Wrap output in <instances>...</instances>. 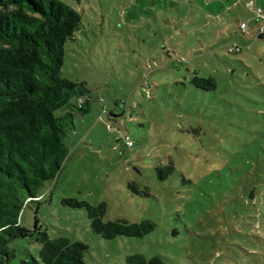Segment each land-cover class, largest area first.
<instances>
[{
  "label": "rangeland",
  "instance_id": "374dc122",
  "mask_svg": "<svg viewBox=\"0 0 264 264\" xmlns=\"http://www.w3.org/2000/svg\"><path fill=\"white\" fill-rule=\"evenodd\" d=\"M61 1L81 14L62 73L85 83L89 112L75 117L62 170L23 209L21 226L35 231L38 221L51 239L85 244L86 264H134L137 255L264 264V232L253 228L246 199L264 188V39L254 14L264 0ZM170 165L162 179L158 169ZM69 200L106 204V223L156 226L142 238L108 240ZM253 236L257 260L247 254ZM33 239L13 241V264L38 258Z\"/></svg>",
  "mask_w": 264,
  "mask_h": 264
},
{
  "label": "trees",
  "instance_id": "16d2710c",
  "mask_svg": "<svg viewBox=\"0 0 264 264\" xmlns=\"http://www.w3.org/2000/svg\"><path fill=\"white\" fill-rule=\"evenodd\" d=\"M255 23L258 29L261 20L255 17ZM80 26L81 14L61 0H0V264L14 263L18 250L12 243L25 238H34L40 245L38 258L29 255L18 264H86L85 244L65 237L51 239L38 221L35 231L20 224L23 209L38 200L45 183L53 182L62 170L68 156L64 138L74 128L75 117L89 112L85 83L62 73L66 43ZM257 36L264 39V32ZM193 83L215 88L212 79L196 78ZM74 98L77 105L71 102ZM173 170L170 165L158 172L164 179ZM246 199L255 210L253 228L264 232V188L254 199ZM67 204L86 207L93 232L108 240L142 238L156 226L150 221L106 223V204L93 207L70 200ZM258 239L247 240L251 245L247 254L255 260L261 256L256 253ZM129 261L162 264L160 259L148 261L141 255Z\"/></svg>",
  "mask_w": 264,
  "mask_h": 264
},
{
  "label": "built area",
  "instance_id": "2783aa9c",
  "mask_svg": "<svg viewBox=\"0 0 264 264\" xmlns=\"http://www.w3.org/2000/svg\"><path fill=\"white\" fill-rule=\"evenodd\" d=\"M248 7L250 8H254V4L253 3H250L248 4ZM255 17H257L258 19L261 20V25L259 26V28L257 29V33L260 34V33H263L264 32V18L262 19L261 17H263L264 15V12L261 10V9H256L255 12ZM240 30L242 32H246L248 30V23L247 22H243L241 23L240 25ZM234 52L236 49H232ZM123 140L125 141V143L128 145V146H132L133 145V142L131 141L130 137L129 136H125L123 138Z\"/></svg>",
  "mask_w": 264,
  "mask_h": 264
},
{
  "label": "water",
  "instance_id": "95a60500",
  "mask_svg": "<svg viewBox=\"0 0 264 264\" xmlns=\"http://www.w3.org/2000/svg\"><path fill=\"white\" fill-rule=\"evenodd\" d=\"M254 192L251 193V198L253 197Z\"/></svg>",
  "mask_w": 264,
  "mask_h": 264
}]
</instances>
